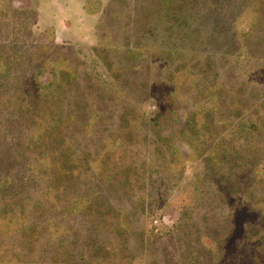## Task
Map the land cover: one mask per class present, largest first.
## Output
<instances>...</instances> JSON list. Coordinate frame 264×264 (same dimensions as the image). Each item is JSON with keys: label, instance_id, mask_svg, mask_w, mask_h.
Listing matches in <instances>:
<instances>
[{"label": "rangeland", "instance_id": "obj_1", "mask_svg": "<svg viewBox=\"0 0 264 264\" xmlns=\"http://www.w3.org/2000/svg\"><path fill=\"white\" fill-rule=\"evenodd\" d=\"M155 2L0 0V161L9 154L16 161H4L0 181H11L12 191L21 192L6 196L0 207L22 205L27 197V204L42 203L39 216L28 212L30 223L41 228L45 219H60L74 188L95 187L93 205L101 210L90 216L109 251L106 264H264V202H242L243 191L252 192L251 168L264 159V0H169L162 20ZM148 26L155 28L146 34ZM56 59L64 72L79 74L80 82L69 81L65 72L67 81L57 83L64 93L61 113L79 119L75 134L68 126L40 143L34 130L40 117L49 125L48 111L57 100L37 102L42 110L36 108L29 129L17 114L21 108L26 115L34 105L39 85L58 82ZM85 75L93 80L83 81ZM168 76L173 81L167 84ZM199 104L197 142L178 141L176 159L168 148L169 126L137 121L139 109L146 115L177 110L182 130L183 115ZM16 135L25 144L29 140L26 160L17 157L11 138ZM62 138L72 145L80 141L69 153L77 161L70 177L39 163L58 160ZM226 148L234 167L229 172L222 165L219 172L213 158ZM204 163L219 176L205 179ZM89 219L73 216L66 231H48L43 241L53 233L71 237L74 230L88 237ZM19 222L14 218L10 227ZM18 239L14 234L7 240L10 251Z\"/></svg>", "mask_w": 264, "mask_h": 264}, {"label": "trees", "instance_id": "obj_2", "mask_svg": "<svg viewBox=\"0 0 264 264\" xmlns=\"http://www.w3.org/2000/svg\"><path fill=\"white\" fill-rule=\"evenodd\" d=\"M155 1H156L154 5L155 10L159 11V12L157 11L158 13L156 16L159 20H162L165 16L166 4L168 3L169 0H155ZM153 28L152 26L146 28L144 32H146V34H149L151 31H153ZM126 55L131 56L132 53L128 51ZM52 63H53L52 66L55 70L53 76L60 77V79L58 78V82L50 81L46 85H39L37 88L39 95H37V93L35 94L37 95V99L34 105L28 108L26 115H24L23 109L21 108L19 109V112L17 114L19 117L23 118L22 120V123L24 125L23 128L29 129L30 125L33 126L35 125L36 123L35 118L38 117L37 115H39V113L36 112L37 110L36 108L38 107L39 111L42 110L41 106L39 107L38 105L39 103L37 102L39 101L41 103V100L44 101L46 99L50 100V102L54 101L55 99L57 100L58 106L56 108L49 106V108L51 107L50 109H52V110L49 109L47 115L48 122H50L49 125L46 127V125L43 123L44 122L43 118L40 117L39 119L40 126L36 127L34 130L35 135L37 137L36 141L40 143H48L52 139V136L63 134L62 132L64 131V128L68 126L70 127L72 134H75V130H74L75 128L73 125L74 122L77 119H79L78 118L79 115L76 117H72L69 115L64 116L61 113L62 112L61 109L63 107V101H64L63 98L64 93L58 92V89L60 88L57 86L58 84L60 85L62 81H67V76L64 77L66 75L65 72H69L71 74L70 78L68 77V80L69 79L71 80L72 78L78 82H80L79 74H77L75 69H67V71L65 72L61 70L60 68L62 67L63 64L61 63V61H58L57 59L55 60V62ZM168 63H169L168 66L170 72H173L175 69H172V65L170 64V62ZM9 70L11 69L8 66L4 68L5 72ZM57 70H59L58 74L56 73ZM92 80L93 78L90 75L88 76L85 75L83 79V81L85 82H90ZM172 81L173 80L169 76L166 77L165 79V82L167 84ZM99 83L100 81H98V83L96 84ZM96 84H94V86ZM20 85H22V83H20ZM22 88H24V85H22ZM25 88L27 87L25 86ZM23 94L21 95L22 98H23ZM174 96L175 93L171 95L173 99H175ZM195 98L196 97L194 95L192 96L190 94L189 99H195ZM75 99H76V104L79 107L80 106V103L78 101L79 98H75ZM201 106L202 105L199 104L197 105L196 109L192 111L190 114L185 115V117L183 115L184 126L182 127V130H180V126L179 127L177 126V124H180L182 122V118L175 114L177 110H170L167 112L158 110L155 111L153 115H146L145 113L141 112V109H139L138 113L140 119H138L137 121L138 123L148 122V124L150 123L149 126H153L154 128L155 127L158 128L160 124L169 126L170 141L168 143V148L169 150H171L172 158L176 159L177 157L176 155L178 154L179 152L178 150L180 149L179 145H177L178 141H180L181 143L187 142L192 145L194 144L193 140L197 142L196 140L197 133L195 130H196V124L198 122L197 120V117L199 115L198 110H201L202 108ZM210 116H213L212 113H208L207 117ZM121 120L122 122H124L125 118H123L122 116ZM91 121H92V117H90L87 123L84 125L85 131L89 129V124ZM178 129L180 130V132H178ZM9 134H10L9 129L6 128V133H5L6 139H8ZM11 138L14 141V145L15 147H17L18 150L17 157L19 156L25 157L26 160V157L28 156V154L26 153V148L28 147V145H30V143H28L29 140L25 144V137L23 138L21 137L22 139H19L20 141H18L17 135ZM62 139H63L62 142L59 143V145L60 144L61 145L58 146L56 150L58 154H61L60 157H63V159H61L63 162L60 160L59 157L58 160H56L54 163L52 159L51 160L41 159L39 163L45 162L42 164H46L52 167L55 166L59 171L67 175V177L68 175L70 177L74 174V170L77 168L75 165L77 161L75 159L73 160V157L69 153L71 149L74 148V145L79 144L80 141L77 140L72 145V143H70L71 141H68L64 138ZM155 142L158 143V141L156 140ZM102 146L103 149L100 155L102 154V152L105 151L106 143H104V145ZM225 150L227 154L225 153L223 155H220V157L218 158L219 160L217 158L214 159L213 154L210 155V158L211 159L213 158L214 163L218 164L217 166L219 168L218 170L219 172H221L222 169H224L223 168L224 165L228 167L229 172H231L234 167V165L232 164L230 165L229 163L231 160L229 155L230 151L228 152L229 149L226 148ZM27 158H29V156ZM94 158L96 159H94V161L90 163L91 168H94L93 164L96 163L97 160L99 159V157L97 156ZM1 160L2 161H0V168L6 165V163H9L11 166H13L12 165L13 162H16L14 161L15 157L12 158L10 154L6 155V157ZM4 161H6V163ZM180 161H181L180 158L176 160L177 163H179ZM173 162H175V160H173ZM148 163L151 164L152 161L150 160ZM204 169H205L204 172L205 179L212 176V174L215 175L217 178V176H219L220 174L217 173L216 170L211 169L208 163H204ZM10 183L11 181H3V180L0 181V203L5 202L7 200L6 196L8 195L15 194L17 196L18 194L21 193V192L20 193L13 192L12 191L13 188L11 186H14V184L11 185ZM124 183L127 184L128 181L125 180ZM222 183H225V181L223 180ZM249 186L250 188H252V192L247 191L248 189L244 190L242 195V202L251 203V204L254 202H258V203L264 202V159L259 163H256L255 167L251 168ZM51 190H52L51 186L46 188L44 193L45 199H49ZM255 193L256 195L260 193L259 194L260 197L258 198L259 200H255ZM71 194H73V196H71V199L68 201V204H66L64 201L63 204L65 205L60 207L61 210L64 212L59 219L60 221L52 220V219H51L52 221H50L48 219H45V221L42 223L41 228H37V226H34V223H30L31 219H30V214H28V212L29 210L31 211L30 213H32L33 211H37L38 213L37 216H39L40 212H43L42 203L37 202L34 203V205L27 204L28 203L27 201L30 200V197H27L22 201V205L17 204V202H14V200H13L14 202L13 205H10L9 203L2 205V207H0V264H106L103 262V258L104 255L109 253V251L103 239H101L99 236L100 232L98 231V228L93 226L92 223L95 221H93L91 217L93 216L92 214L94 212L96 213L97 210L98 211L101 210L99 209L100 206L96 207L93 205L94 202L97 201V199L95 200V198L99 196V191L95 187L86 189L85 186H83L78 188V190L77 188H74ZM11 200L12 199H10V201ZM55 203L58 202L56 201ZM9 207L11 209H9ZM93 209H95V211ZM139 209L142 210V208ZM135 211H139V210L136 209ZM143 213L144 212H142V214ZM78 214H82L85 215L86 217H90L89 221L87 220L86 229L89 233H91V235L86 237L84 235L77 234V232L75 233L74 230L71 237L67 238L63 236L62 233L68 229L67 225L69 224V219ZM14 218L19 219L21 221L17 223L18 226L16 229H12L10 227V223L13 221ZM91 221L93 222L91 223ZM54 229L62 230V233L60 234L61 237H57L59 235L53 233L50 234L45 241H43L45 239V237H43L44 233L48 231L52 232ZM14 234L16 236H19V239L17 245H11L12 247H14V250L10 251V249L8 248L9 243L7 242V240H9ZM37 244L38 247L42 246L41 252L40 250H37ZM107 264H111V263H107Z\"/></svg>", "mask_w": 264, "mask_h": 264}]
</instances>
